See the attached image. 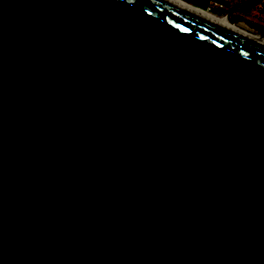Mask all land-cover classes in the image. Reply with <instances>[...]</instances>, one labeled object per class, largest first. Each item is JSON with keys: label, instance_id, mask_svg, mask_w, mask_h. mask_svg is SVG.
Instances as JSON below:
<instances>
[{"label": "water", "instance_id": "1", "mask_svg": "<svg viewBox=\"0 0 264 264\" xmlns=\"http://www.w3.org/2000/svg\"><path fill=\"white\" fill-rule=\"evenodd\" d=\"M0 264H264V42L173 0H0Z\"/></svg>", "mask_w": 264, "mask_h": 264}, {"label": "crops", "instance_id": "2", "mask_svg": "<svg viewBox=\"0 0 264 264\" xmlns=\"http://www.w3.org/2000/svg\"><path fill=\"white\" fill-rule=\"evenodd\" d=\"M210 14L227 18L241 31L264 36V0H182ZM264 38V37H263Z\"/></svg>", "mask_w": 264, "mask_h": 264}, {"label": "bare ground", "instance_id": "3", "mask_svg": "<svg viewBox=\"0 0 264 264\" xmlns=\"http://www.w3.org/2000/svg\"><path fill=\"white\" fill-rule=\"evenodd\" d=\"M173 1H176V2H178V3H181V4H183V5H185V6L189 7V8H192V9H194V10H196V11H198V12H200V13H202V14H204V15H206V16H208V17H210V18H212V19H214V20H216V21H218V22H220V23H223V24H225V25H228V26H230V27H232V28H235V29L239 30V29L236 28L235 26H233V25H231L230 23H228L226 17H225V19H224V18H220V17H216V16L210 14L209 12H207V11H205V10H202V9H199V8H197V7H194V6H192V5H190V4L186 3V2H184V1H182V0H173ZM240 31H241V30H240ZM242 32H244V31H242ZM256 37H258L259 39H261V41L264 42V38H263V37H260V36H256Z\"/></svg>", "mask_w": 264, "mask_h": 264}, {"label": "rangeland", "instance_id": "4", "mask_svg": "<svg viewBox=\"0 0 264 264\" xmlns=\"http://www.w3.org/2000/svg\"><path fill=\"white\" fill-rule=\"evenodd\" d=\"M208 12V11H207Z\"/></svg>", "mask_w": 264, "mask_h": 264}]
</instances>
